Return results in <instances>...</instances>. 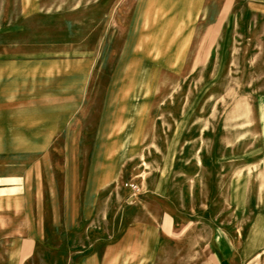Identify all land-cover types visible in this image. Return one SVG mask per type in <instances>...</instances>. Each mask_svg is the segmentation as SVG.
<instances>
[{"label": "crops", "instance_id": "crops-1", "mask_svg": "<svg viewBox=\"0 0 264 264\" xmlns=\"http://www.w3.org/2000/svg\"><path fill=\"white\" fill-rule=\"evenodd\" d=\"M36 15L0 26V264L47 249L70 264H264V215L245 236L191 232L163 199L174 190L170 153L151 157L173 147L158 140L169 75L189 76L207 53L218 69L223 53L253 52L264 0H101L95 16ZM248 161L263 176H219L215 190L238 196L243 181L241 195L261 203L239 211L264 213V146Z\"/></svg>", "mask_w": 264, "mask_h": 264}, {"label": "rangeland", "instance_id": "rangeland-1", "mask_svg": "<svg viewBox=\"0 0 264 264\" xmlns=\"http://www.w3.org/2000/svg\"><path fill=\"white\" fill-rule=\"evenodd\" d=\"M240 7L239 10L245 12V8ZM24 9L30 13L29 23H37L38 12L83 16L93 12L95 16L100 14L101 0H0V26L4 28L8 15L21 13ZM245 23L248 22H243L244 29ZM256 28L264 29V19L257 22ZM256 40L260 45L249 54L223 53L222 65L218 69L215 68L217 54H205L206 62L202 68H190L189 76L186 71L169 75L171 85L163 86L166 91L159 92L162 100L159 101L158 140L173 143V147L167 150H152V159L156 153L163 158L170 153L168 163L171 160L173 165L174 190L163 199L182 212L179 216L190 221L191 232H200L202 236L221 229L245 236L246 225L264 215L239 211L245 203L251 208L261 203V197H250L247 202V198L241 195L245 193V182L239 181L238 196L219 195L215 190L219 176L222 179L230 174L263 176V169L257 165L252 168L251 161L246 163L261 157V147L264 146L261 118V114L264 115V69L261 68L264 37L263 42L261 38ZM231 64L233 68L229 67ZM167 109L169 112L166 113ZM149 159L150 155L141 162L144 164L143 176H149ZM165 167L164 164L158 166L159 174H165ZM230 208L238 211L230 212ZM28 264L70 262L63 254H54L52 249H47Z\"/></svg>", "mask_w": 264, "mask_h": 264}, {"label": "built area", "instance_id": "built-area-1", "mask_svg": "<svg viewBox=\"0 0 264 264\" xmlns=\"http://www.w3.org/2000/svg\"><path fill=\"white\" fill-rule=\"evenodd\" d=\"M127 186L130 187L136 193L139 191V187L136 183H130V184H127Z\"/></svg>", "mask_w": 264, "mask_h": 264}]
</instances>
